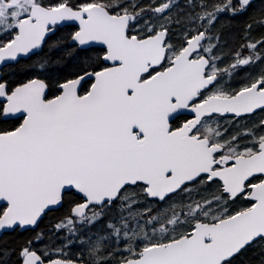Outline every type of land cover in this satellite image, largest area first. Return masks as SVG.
I'll list each match as a JSON object with an SVG mask.
<instances>
[{
  "label": "snow or ice",
  "instance_id": "1",
  "mask_svg": "<svg viewBox=\"0 0 264 264\" xmlns=\"http://www.w3.org/2000/svg\"><path fill=\"white\" fill-rule=\"evenodd\" d=\"M0 264H264V0H0Z\"/></svg>",
  "mask_w": 264,
  "mask_h": 264
}]
</instances>
